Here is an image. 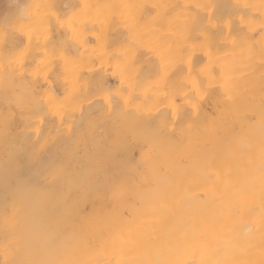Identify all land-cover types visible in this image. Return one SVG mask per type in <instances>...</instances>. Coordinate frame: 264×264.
<instances>
[{
  "label": "bare ground",
  "instance_id": "6f19581e",
  "mask_svg": "<svg viewBox=\"0 0 264 264\" xmlns=\"http://www.w3.org/2000/svg\"><path fill=\"white\" fill-rule=\"evenodd\" d=\"M262 3L264 0H0V89L11 90L9 102L0 103V115L7 118L0 139L25 138L15 147L19 174L38 195L51 193L52 178L63 171L70 154L74 158L71 182H55L56 195L66 198V205L45 208L44 218L61 231H82L90 242L117 253L122 247L142 245L146 239L163 238L175 227L186 226L194 233L189 240L190 264H196L212 247L228 243L234 227L242 232L248 215L258 211L259 200L258 191L248 185L245 155L250 136H259L264 72L260 63L264 56ZM57 18L66 25L75 23V31L62 28ZM27 32L33 33L31 41ZM209 46L228 68L231 99L224 104L219 90H209L200 100L198 118L185 109L173 121L167 105L173 100L184 105L182 92L195 87L196 69L207 62L202 50ZM135 48L140 54L133 62ZM148 49L165 57L169 75L162 90L168 95L138 97L141 115L128 122L109 116L97 101L91 107L97 121L85 133L87 148L80 142L66 147L59 136L62 125L48 112L46 102L49 94L62 100L67 93L64 62L59 56L78 65L82 81L103 77L107 87L117 88L120 79L111 72L118 63L126 81H148L155 76L157 60L148 59ZM22 52V66L8 63ZM41 59L50 60L47 82L30 75ZM189 59L193 73L181 84L180 71ZM78 95L86 101L89 93L82 89ZM213 120L214 129L204 133V126ZM133 130L137 135H132ZM149 149L157 150L160 160L164 156L170 160L159 168V176H168L171 167L175 177L184 179L183 191L189 197L198 194L190 208L146 205L142 193L154 184L141 157ZM96 177H103V183H97ZM121 189L128 192L122 198L115 195ZM225 193L232 197L228 202ZM138 227L148 229L147 233L138 234ZM237 254L239 259L259 264L258 235L254 248L244 244Z\"/></svg>",
  "mask_w": 264,
  "mask_h": 264
},
{
  "label": "clouds",
  "instance_id": "9594fccd",
  "mask_svg": "<svg viewBox=\"0 0 264 264\" xmlns=\"http://www.w3.org/2000/svg\"><path fill=\"white\" fill-rule=\"evenodd\" d=\"M0 92V103L7 104L11 90L5 87ZM259 104L264 108V87L261 88ZM96 121L95 110L88 109L76 118L70 132L59 130L62 143L69 147L80 142L87 148L89 138L85 133ZM6 125L7 118L0 115V131ZM24 140V137L13 139L8 136L0 139V264H190L192 252L189 240L194 233L186 226L175 227L163 238L146 239L142 245L122 247L118 253L90 242L82 231H61L56 223L44 218L43 210L49 206L56 210L66 205V198L56 195L55 182L59 179L71 182L73 155L70 154L65 161L63 171L52 178L51 193L38 195L19 174V153L15 147ZM91 140L94 141L95 137ZM245 159L248 185L259 194L258 211L248 215L242 232L234 227L228 243L212 247L208 253L200 255L196 264H256L252 260L239 259L237 250L244 244H248L250 250L254 248L257 235L262 257L259 264H264V127L259 126L258 138L250 136ZM141 160L144 169L152 174L154 184L142 193L146 205L156 208L163 204L170 210H182L196 203L198 194L189 197L183 191L184 179L175 177L171 167L168 176L158 175L159 168L164 164L160 162L157 150L144 152ZM96 182L103 183V177H96ZM205 193L209 200V193ZM127 194V189L115 193L121 198ZM231 199L225 193L226 202ZM147 231L142 227L137 229L138 234Z\"/></svg>",
  "mask_w": 264,
  "mask_h": 264
},
{
  "label": "snow or ice",
  "instance_id": "6c2138e0",
  "mask_svg": "<svg viewBox=\"0 0 264 264\" xmlns=\"http://www.w3.org/2000/svg\"><path fill=\"white\" fill-rule=\"evenodd\" d=\"M262 16H264V3L261 4ZM57 22L60 26L67 27L71 31H75V23L65 24L64 21L57 18ZM28 40L32 39V32L26 33ZM264 47V42H262ZM134 55L132 57L133 62L139 57L140 49H133ZM149 53L148 59L155 58L157 60V70L155 76L148 81H142L138 78L132 81H126L123 78L121 71V64L116 65V70L111 74L117 76L120 79V84L117 88H109L106 86V80L101 77L92 81L91 79L81 80L80 71L78 65L73 64L65 55L61 54L59 59L64 62V81L67 84V93L64 98L57 99L54 95L49 94L46 98L48 112L55 116L62 125L63 129L68 132L72 129V123L74 117L79 114L83 115L85 108H91L92 105L100 101L105 108L106 113L109 116H113L115 119L128 122L134 116L141 115V105L136 102L138 97H145L147 99L149 95L162 94L167 96L168 93L162 90V84L166 83L168 73V67L165 62L163 54L156 52L153 49L147 50ZM202 54L207 58V62L198 66L196 71L198 77L193 81L195 87L191 90L186 89L182 92L184 96V105H178L175 100L167 105L173 121L178 120L185 109L190 110L193 117L198 118L200 113V100L206 98L209 90L217 89L220 92V99L224 104L231 99V87H230V73L226 64L220 59L218 53L211 51L209 48L202 50ZM25 53L17 55L14 59L9 60L10 65L22 66L24 63ZM127 59V54L126 57ZM50 60L41 59L38 66L30 72V75L35 79H44L47 82V76L49 69L47 65ZM260 63L264 65V56H261ZM193 61L189 59L187 66L181 72L180 70V82L184 83L185 77L191 78L193 73ZM261 83L264 87V72L261 73ZM86 90L89 93L86 101H81L79 93L81 90ZM260 126L264 127V108H261L260 113ZM193 125L190 122L187 125L188 135L192 137ZM214 129V120L209 121L204 126V133H209ZM133 133L135 131L133 130ZM162 164H170V160L167 156L162 157Z\"/></svg>",
  "mask_w": 264,
  "mask_h": 264
}]
</instances>
